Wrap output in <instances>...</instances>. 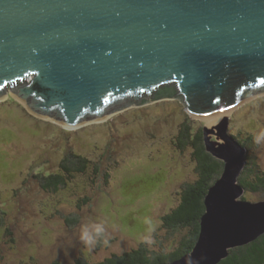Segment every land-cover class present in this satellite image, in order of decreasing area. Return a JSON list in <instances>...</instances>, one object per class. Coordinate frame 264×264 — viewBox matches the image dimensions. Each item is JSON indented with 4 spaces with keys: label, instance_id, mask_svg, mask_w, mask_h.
Masks as SVG:
<instances>
[{
    "label": "water",
    "instance_id": "water-1",
    "mask_svg": "<svg viewBox=\"0 0 264 264\" xmlns=\"http://www.w3.org/2000/svg\"><path fill=\"white\" fill-rule=\"evenodd\" d=\"M168 85L197 119L264 94V0H0V100L10 91L74 130L153 103ZM229 127L203 130L225 169L194 251L174 264H220L264 235V202L242 200L248 150Z\"/></svg>",
    "mask_w": 264,
    "mask_h": 264
},
{
    "label": "rangeland",
    "instance_id": "rangeland-1",
    "mask_svg": "<svg viewBox=\"0 0 264 264\" xmlns=\"http://www.w3.org/2000/svg\"><path fill=\"white\" fill-rule=\"evenodd\" d=\"M181 112L189 115L180 99H165L69 130L32 115L7 91L0 100V206L8 214L4 229L13 232V237H6L0 228V249L7 262L73 264L83 254L99 263L142 245L173 250L184 234H171L163 218L178 207L182 190L197 180L193 152H181L177 145L185 117ZM219 115L225 117L215 129L229 120L234 137L256 136L264 131V94ZM210 118L191 117L194 130H214ZM209 136L215 146L224 144ZM67 139L78 154L100 162L102 173L110 174L108 184L83 177L52 195L42 192L34 179L24 181L34 165L38 172L51 162L48 172L57 171ZM255 154L264 167V144ZM244 196L251 203L264 202L263 194ZM89 222L106 224L107 246L98 242L88 248L79 241L80 227Z\"/></svg>",
    "mask_w": 264,
    "mask_h": 264
},
{
    "label": "trees",
    "instance_id": "trees-1",
    "mask_svg": "<svg viewBox=\"0 0 264 264\" xmlns=\"http://www.w3.org/2000/svg\"><path fill=\"white\" fill-rule=\"evenodd\" d=\"M179 98L177 87L172 85L160 88L153 95L155 101L179 100ZM177 103L179 104V102ZM181 113L185 117L180 124L177 145L181 152L189 149L193 152L197 180L192 184H188L182 190L178 207L163 218V226L171 234H184L177 242L176 247L167 252L165 247L152 250L142 245L140 248L122 255L112 254L99 263L91 262L81 254L73 264H174L183 257L192 254L200 238L202 218L206 214V197L210 189L221 179L225 163L208 153L202 128L195 131L190 115L184 112ZM37 121L41 122L40 120ZM60 130L66 135L70 134L61 128ZM235 138L248 150L247 166L240 177L239 183L244 187L245 193L264 195V167L255 154L261 146L254 143L255 136L253 134H240ZM67 141V145L62 150L64 154L57 171L48 172L51 162H49V167L43 166V169L38 172L34 171L36 167L34 165L30 167L29 175L26 176L24 181H28L30 178L34 179L38 181L39 184L37 185L42 192L52 195L59 194L83 177L92 180L93 183L96 180L104 179L108 184V181L111 180L110 174L107 172L102 173L100 162L78 154L70 145L71 141L68 139ZM26 193L27 191L24 194ZM242 200L248 201L246 196ZM3 208L0 206V228H2L1 230H3L6 237L11 238L13 237L12 228L5 227L4 229L8 214ZM11 242L13 243V241ZM0 264H9L1 249ZM23 264L28 263L24 262ZM51 264H64V262L56 260ZM220 264H264V235L246 246L231 250L229 257Z\"/></svg>",
    "mask_w": 264,
    "mask_h": 264
},
{
    "label": "clouds",
    "instance_id": "clouds-1",
    "mask_svg": "<svg viewBox=\"0 0 264 264\" xmlns=\"http://www.w3.org/2000/svg\"><path fill=\"white\" fill-rule=\"evenodd\" d=\"M254 143L257 146L264 144V131H261L254 138ZM146 223H151L146 221ZM151 231V229H149ZM147 240V237H145ZM79 241L86 247H94L98 242H103L104 245H108L107 227L104 222H89L83 224L79 230Z\"/></svg>",
    "mask_w": 264,
    "mask_h": 264
},
{
    "label": "bare ground",
    "instance_id": "bare-ground-1",
    "mask_svg": "<svg viewBox=\"0 0 264 264\" xmlns=\"http://www.w3.org/2000/svg\"><path fill=\"white\" fill-rule=\"evenodd\" d=\"M224 117H225L224 115H219L208 119V121H210V127L215 129V124H218Z\"/></svg>",
    "mask_w": 264,
    "mask_h": 264
}]
</instances>
